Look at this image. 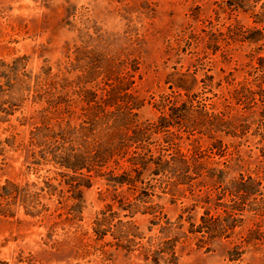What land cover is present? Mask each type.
<instances>
[{
  "label": "rangeland",
  "instance_id": "obj_1",
  "mask_svg": "<svg viewBox=\"0 0 264 264\" xmlns=\"http://www.w3.org/2000/svg\"><path fill=\"white\" fill-rule=\"evenodd\" d=\"M261 59L264 0H0V264H264ZM122 78L138 109L121 124L149 127L183 104L223 120L146 131L154 155L166 129L199 154L184 180L115 184L105 173L127 156L75 192L84 180L35 137L78 128L82 92ZM241 176L258 184L231 212Z\"/></svg>",
  "mask_w": 264,
  "mask_h": 264
},
{
  "label": "trees",
  "instance_id": "obj_2",
  "mask_svg": "<svg viewBox=\"0 0 264 264\" xmlns=\"http://www.w3.org/2000/svg\"><path fill=\"white\" fill-rule=\"evenodd\" d=\"M257 68L260 69L264 82L263 59L259 61ZM122 80L123 78L121 80H115L116 83H106L105 87L101 89L103 95L100 97L95 91L84 90L82 92V101L88 106L85 108L84 115H82L84 121L78 128H63L58 129V132H54V130L46 127L43 130L45 133L43 137H35L36 139H43V142L41 141L42 143L36 142V144L44 148L45 157H50L48 161L63 171L71 172V177H80L84 180L85 183L83 184L76 183L72 185L70 183V186L75 192L80 193L79 187L89 184V173L91 171L106 167L110 161L118 165L119 159L127 156L129 157L126 160L130 166L121 175L114 176V169L107 170L105 173L109 176L110 181L115 182V184H127L135 187L136 183L142 182L140 177L145 173L151 176H165L168 181L169 179L184 180L188 177L186 173L191 168L193 161L201 167V164L198 163V159L201 158L198 156L199 154L187 157L178 148L177 143H174L172 140L176 134L166 129L167 135L164 141L166 145L157 147L156 152L158 154L154 155L151 149L142 143L146 131L153 127L164 129L170 126L174 127L175 124L178 127H184V129L189 125L191 127L199 125L203 127L206 124H212L215 120H223L221 115L224 114L222 112L213 114L212 112L206 111L204 107L193 109L192 105L186 106V104H183L179 107L170 106L168 117H161L158 123L149 127L137 128L134 126V128L133 126L131 127V122H128L129 125L127 122L121 124V121L118 120L121 119L122 115L128 118L130 115H135L132 113L134 108L138 109L132 96L122 94L125 90ZM248 92L253 93L252 91ZM126 98L127 101L124 102ZM115 104H117L115 111L106 110L107 107ZM193 114L195 117L190 120L189 116ZM229 124L233 127V131L239 127L238 123L234 124L229 121ZM95 128L98 129V133H95ZM35 131H37L35 132L37 134L41 130L36 129ZM163 150L166 152L172 150V152L164 154L161 153ZM83 170L86 171V174L83 173ZM255 184L258 183L251 177L245 179L241 176L239 180L231 181V212L233 210H239L240 203H237L238 200L254 194L250 186H255ZM224 212L226 215L228 214V207ZM228 217L231 216L229 215ZM202 219L204 221L205 217Z\"/></svg>",
  "mask_w": 264,
  "mask_h": 264
}]
</instances>
